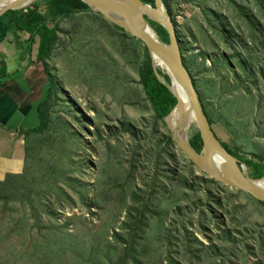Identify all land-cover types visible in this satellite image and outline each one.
Returning a JSON list of instances; mask_svg holds the SVG:
<instances>
[{
    "label": "rangeland",
    "instance_id": "374dc122",
    "mask_svg": "<svg viewBox=\"0 0 264 264\" xmlns=\"http://www.w3.org/2000/svg\"><path fill=\"white\" fill-rule=\"evenodd\" d=\"M163 3L215 133L253 177L264 33L249 22L264 29V0ZM126 34L94 12L59 21L50 125L0 183V264H264V204L187 157L141 84L145 46Z\"/></svg>",
    "mask_w": 264,
    "mask_h": 264
},
{
    "label": "water",
    "instance_id": "95a60500",
    "mask_svg": "<svg viewBox=\"0 0 264 264\" xmlns=\"http://www.w3.org/2000/svg\"><path fill=\"white\" fill-rule=\"evenodd\" d=\"M38 1L39 0H18V4L10 5L4 8L0 12V16L8 11L25 9ZM80 1L85 3L92 12L102 15L110 23L118 28H121L127 34L138 39L144 44L151 56L154 72L156 73L158 79L161 83L168 87V90L177 99V106L174 110L178 109L184 114L185 107L181 98L179 95L174 94V92L171 91L170 85L167 83L165 77L160 75L156 69L154 57H157L165 63L170 69V72L179 80V83L188 94L193 116L203 140V148L201 152H197L192 147L189 139L186 146L189 147L191 151H189L185 146L177 143L192 163L215 181L235 187L238 190L250 194L257 200L264 202V185L259 183V181L264 179V177L253 178L246 170L245 164L224 146L212 127L210 120L205 113L199 92L194 85L193 78L191 76L192 74L186 65L181 42L178 39L175 22L165 7L163 0H155L154 6L147 4L142 0ZM26 2L29 3L24 4ZM140 12H145L153 16L155 20L150 18L149 20L161 24L168 31L170 36V42L168 44L162 42L157 34L155 35L157 36L155 38L146 31L144 24H147L148 20L146 21V18L140 16ZM174 110L169 114V116L174 112ZM173 139L175 140L174 137ZM214 153L218 154L225 161V164L220 170L214 163Z\"/></svg>",
    "mask_w": 264,
    "mask_h": 264
},
{
    "label": "trees",
    "instance_id": "16d2710c",
    "mask_svg": "<svg viewBox=\"0 0 264 264\" xmlns=\"http://www.w3.org/2000/svg\"><path fill=\"white\" fill-rule=\"evenodd\" d=\"M142 1L153 6L155 4V0H142ZM41 2L43 4H41ZM41 2H37L32 6L22 10L8 11L5 12L3 15H1L0 43L4 41L7 35L11 32H16V31L26 32L29 35V40H28L29 53H31L33 48L36 47L35 50L37 52V59L40 60L48 70L46 63L51 58L54 48L58 42L59 21L70 18L74 14L92 13V11L85 3H83L80 0H42ZM40 5H42L43 7ZM260 7L264 12V5L261 4ZM45 10L48 11L47 14H45ZM140 16L146 18V21L149 18L155 20L153 16L145 12H140ZM51 19H52V23H54L53 26H51V22H50ZM149 23L156 32V34H158L160 40L168 44L170 42V36L168 31L161 24L157 22L155 23L150 21ZM149 23L147 21V24ZM175 25L177 26V22H175ZM116 28L122 30L117 26ZM249 29L252 33H258V35L260 33H264V29H260L252 19L249 22ZM145 57H146L145 63L140 71L141 84L143 88H145V92L149 98V102L151 103L154 112L156 113L157 117L163 122L177 106V99L168 90V87L165 86L163 83H161L160 80L158 79L156 73L154 72L151 56L146 47H145ZM246 65L247 62L245 60H242V62H240L241 67ZM158 71L160 75H163L166 78V81L168 83H171V78L168 73L166 74V72H164V70L162 69ZM48 74L50 76V88L48 91V97L40 105V119L42 124L41 126L33 130V133L35 134H41L45 132L50 125L51 108H50L49 100L51 99L55 90V81L51 77L49 72ZM193 82L195 87L197 88V84L194 79ZM200 99H201V95H200ZM204 110L206 115L208 116L205 107ZM210 123L212 125L211 120ZM189 140L192 147L197 152H201L203 148V140L201 138L200 133L198 132ZM224 146L230 152H232V150H230L226 144H224ZM235 155L238 156L237 154ZM249 162L254 168V173L252 174L253 177L255 178L264 177V162L263 163H255L252 161ZM16 175L9 174L7 175L6 179L4 181H0V183H4L5 181L9 180L10 177ZM213 182L216 181L213 180ZM262 203L264 204V202ZM123 254L126 255V251H124ZM123 259H126V256ZM135 263L140 264L138 260H135Z\"/></svg>",
    "mask_w": 264,
    "mask_h": 264
},
{
    "label": "crops",
    "instance_id": "0c3cea01",
    "mask_svg": "<svg viewBox=\"0 0 264 264\" xmlns=\"http://www.w3.org/2000/svg\"><path fill=\"white\" fill-rule=\"evenodd\" d=\"M28 40L16 31L0 43V181L25 170L28 141L42 124L40 105L50 88L48 70L36 47L29 53Z\"/></svg>",
    "mask_w": 264,
    "mask_h": 264
},
{
    "label": "bare ground",
    "instance_id": "6f19581e",
    "mask_svg": "<svg viewBox=\"0 0 264 264\" xmlns=\"http://www.w3.org/2000/svg\"><path fill=\"white\" fill-rule=\"evenodd\" d=\"M29 2H26L24 4H28ZM18 4V0H0V12L10 6ZM23 4V5H24ZM163 12V10H162ZM123 19V17H122ZM144 28L148 33L153 35L155 38L157 36L155 32H153L148 26L144 24ZM154 64L156 68H164L166 71V74L168 73L171 77V83H168L170 85V89L174 94L179 95L181 98L184 107H185V113L183 114L182 111H179L178 109H175L174 112L167 118L168 125L171 129L172 136L175 138L178 144H181L185 146L189 151V147L186 146L188 141V133L189 129L192 125L195 124V119L193 116L190 100L188 97V94L184 90V88L179 83V80L170 72V69L168 66L163 63L161 60H159L157 57H154ZM166 79V78H165ZM172 87V88H171ZM174 96V95H173ZM214 163L217 166V168L220 170L222 169V166L225 164V161L223 158H221L218 154L214 153ZM260 184L264 185V179L259 181Z\"/></svg>",
    "mask_w": 264,
    "mask_h": 264
}]
</instances>
